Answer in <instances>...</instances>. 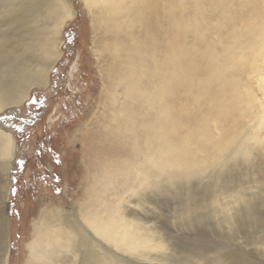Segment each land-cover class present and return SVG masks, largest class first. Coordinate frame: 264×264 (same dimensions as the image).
Segmentation results:
<instances>
[{"label": "bare ground", "instance_id": "obj_1", "mask_svg": "<svg viewBox=\"0 0 264 264\" xmlns=\"http://www.w3.org/2000/svg\"><path fill=\"white\" fill-rule=\"evenodd\" d=\"M77 1L91 25L97 81L67 133L79 146L75 185L62 193L71 211L61 196H38L21 264L158 263L150 254L163 244L145 216L147 191L186 184L237 158L253 163L259 180L264 104L253 92L264 97V0ZM74 16L72 0H0V114H16L32 91L49 86ZM16 143L0 127V264H9ZM218 178L214 197L249 200Z\"/></svg>", "mask_w": 264, "mask_h": 264}, {"label": "rangeland", "instance_id": "obj_2", "mask_svg": "<svg viewBox=\"0 0 264 264\" xmlns=\"http://www.w3.org/2000/svg\"><path fill=\"white\" fill-rule=\"evenodd\" d=\"M72 2L75 16L63 31L62 55L51 71L49 86L45 90L32 91L16 114H0V127L14 133L18 147L15 168L10 171L7 201L9 264H21L20 255H24V245L30 241V214L38 196H53L56 201H61L57 198L61 196L67 202L64 210L71 211L67 194L62 193L75 185L73 180L77 173L72 171L76 169V165H72V151L79 146L68 143L67 133L82 117L88 104L86 99L92 100L91 89L97 81L91 73L92 60L88 57L92 47L89 18L77 0ZM253 95L258 103L264 104V97L258 90L255 89ZM254 162L259 164L255 167L259 180L250 172L253 163L237 158L225 166H218L220 173H225H221L223 177L214 167L216 170L211 168L186 184L163 185L154 194L145 193V216L158 228L156 236L163 244L161 251L150 254L159 257L154 264H208V258L218 264H264V191L261 197L258 194L259 190H264L260 185L264 173L259 170H264V155L256 156ZM219 176L224 178L221 180L229 179L227 188L232 184L243 188L241 191L248 193L249 200L239 195L235 197L238 202L233 204L232 199L214 197L212 186L214 181H220ZM64 182L68 185L66 189ZM214 198L217 205L212 204ZM150 199L154 206L147 204ZM217 199L221 200L217 202ZM224 201L225 205H219Z\"/></svg>", "mask_w": 264, "mask_h": 264}]
</instances>
